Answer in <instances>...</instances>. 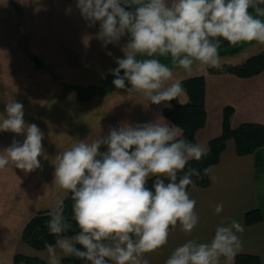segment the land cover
Returning <instances> with one entry per match:
<instances>
[{
	"label": "clouds",
	"instance_id": "9594fccd",
	"mask_svg": "<svg viewBox=\"0 0 264 264\" xmlns=\"http://www.w3.org/2000/svg\"><path fill=\"white\" fill-rule=\"evenodd\" d=\"M77 8L89 26L99 22L97 38L105 47L129 37L124 57L110 70L112 84L142 96L145 108L171 107L184 94L174 68L187 74L221 68L223 41L264 44V0H77ZM5 113L0 132L25 138L0 150V169L10 163L25 173L40 169L44 133L26 123L22 103L7 102ZM204 155L203 146L183 138L182 130L162 115L121 123L106 135L101 129L60 151L53 184L71 193L70 219L78 231L63 201L58 202L47 222L55 238L45 242L47 264H61L64 257L90 264H150L147 254L166 246L172 230L178 227L190 235L200 222L188 190L195 188L193 177L200 172L186 166ZM210 171L206 168L204 174ZM223 207L216 204L215 213ZM243 231L238 220H222L210 241L187 240L165 264H234Z\"/></svg>",
	"mask_w": 264,
	"mask_h": 264
},
{
	"label": "crops",
	"instance_id": "0c3cea01",
	"mask_svg": "<svg viewBox=\"0 0 264 264\" xmlns=\"http://www.w3.org/2000/svg\"><path fill=\"white\" fill-rule=\"evenodd\" d=\"M96 24L99 25V22ZM128 39L127 35L126 38L123 36L117 43L115 61H110L113 64L111 69L118 67L117 58L124 57L123 49ZM161 59L170 64L169 60ZM110 70H106V73L101 74L99 78L110 76L112 74ZM174 73L179 80L201 74L206 76L207 121L206 125L197 132V144L203 146L206 151L209 149L210 139L222 132V108L226 104L233 105L236 112L240 113L238 117L232 116V126H237L245 121H257L264 124V71L252 77H238L227 71L209 72L208 69L204 72L194 70L191 74H187L180 68H174ZM210 77H212L211 79L219 77L218 82L224 83L218 87H212L209 83ZM240 84L243 87L239 90ZM247 84H252L249 90L245 89ZM220 88L229 91L230 95L225 98V101L217 98L215 94L220 92ZM42 92L43 90H41V94ZM103 95L99 93V96L103 97ZM110 96L107 95L108 99L101 101L95 111L93 122L86 125L85 130L78 131L76 138L73 139V129L68 132L70 143L66 145V149L78 140L90 138L101 129L106 135L110 127H119L124 122L144 123L161 115L170 121L163 113L165 107L150 105L149 108H145L143 103H147V101L136 93L115 88L111 91ZM210 98L215 100L216 106L218 105V112L213 120H211L208 110ZM178 99L180 102L186 103L189 96L184 90V94ZM256 106H258L259 114L254 113L257 109ZM54 115L55 118L51 116V124L55 123L54 127L57 132L58 117L56 114ZM62 143L57 139V134L56 137L50 138L48 148H45V156L39 158L42 166L45 162V167L30 173L18 169L17 176L11 174V163L4 169H0V264H24L15 263L16 253L37 256L45 261L44 264H47L46 248L39 250L31 247L22 240L21 234L26 222L38 210L55 208L67 193L57 185L52 186L54 185L55 156L63 151L64 144ZM9 145L10 138L5 137L4 133L1 134L0 150ZM262 178H264V150L263 161L260 164L256 160L255 153L239 155L236 151L235 141L229 139L218 163L211 167L209 185L202 187L195 184V188L190 186L188 189L192 198L197 202L196 211L201 218L199 224L190 235L185 234L178 227L172 230L166 246L147 254L146 258L149 259L150 264H165L171 252L189 239H196L199 242L210 241L216 226L222 220L229 222L230 218L238 220L244 227V231L238 233L242 246L237 254H255L264 261V219L253 224H247L245 221V214L249 210L260 208L264 214ZM219 203L223 204V211L216 214L215 206ZM42 253L45 258H42Z\"/></svg>",
	"mask_w": 264,
	"mask_h": 264
},
{
	"label": "rangeland",
	"instance_id": "374dc122",
	"mask_svg": "<svg viewBox=\"0 0 264 264\" xmlns=\"http://www.w3.org/2000/svg\"><path fill=\"white\" fill-rule=\"evenodd\" d=\"M99 27L89 26L82 18L77 0H0V117L6 114L7 102L14 99L22 103L26 123H35L44 133V150L56 134L65 150L70 143L68 132L73 129L74 139L78 131L85 130L101 101L115 90L112 74L99 76L113 67L110 61H115L118 46L105 47L97 38ZM240 45L238 52L220 54L221 64H236L264 50V44L255 41ZM211 78L212 87L224 83L218 82L219 77ZM251 86L247 84L245 89ZM242 87L240 84L239 90ZM215 94L223 101L230 95L225 89ZM208 107L213 120L218 105L210 98ZM255 108L254 113L259 114L258 106ZM54 114L58 117L57 132L55 123L51 124ZM234 115L240 116L235 107ZM3 133L10 138V145L13 139L22 143L25 138L11 132L0 135ZM17 171L11 164L12 176H17Z\"/></svg>",
	"mask_w": 264,
	"mask_h": 264
},
{
	"label": "trees",
	"instance_id": "16d2710c",
	"mask_svg": "<svg viewBox=\"0 0 264 264\" xmlns=\"http://www.w3.org/2000/svg\"><path fill=\"white\" fill-rule=\"evenodd\" d=\"M243 45H230L227 41H223L220 54L238 52ZM222 67L208 68L209 72H231L239 77H252L264 71V50L259 53L252 54L245 60L236 64H221ZM182 86L189 96L186 103L180 102L177 98L170 102L171 107L163 109L164 115L176 124L183 133V138L197 144V132L206 125L207 109H206V76L204 74L195 75L181 79ZM234 107L225 106L222 132L211 138L209 141V149L206 155L199 161H189L187 168H196L200 172V177H193V181L198 186H208L210 183V173L204 174V169L210 168L218 163L222 151L226 148L227 141L233 139L236 144V151L239 155L250 153L256 154V160L261 164L263 161L264 150V124L257 121H245L237 126H232L230 119L233 114ZM103 150V149H101ZM183 173H180L182 175ZM179 178V177H178ZM154 182L149 179L148 187L151 188ZM167 182V181H166ZM190 188V186H189ZM188 188V189H189ZM65 214L71 218L72 200L71 193L67 192L63 198ZM54 209V208H53ZM53 209L38 210L25 224L22 230V240L35 249H45V242L54 243V236L49 233L47 222L50 219L49 213ZM264 219V214L260 208L252 209L246 212L245 221L247 224H253ZM73 224V230L78 231ZM70 231L67 235H72ZM15 263L24 264H44L45 261L37 256H31L24 253H16L14 256ZM62 264H90L86 260L75 257H64ZM234 264H264V261L258 255L250 253H238L235 256Z\"/></svg>",
	"mask_w": 264,
	"mask_h": 264
}]
</instances>
